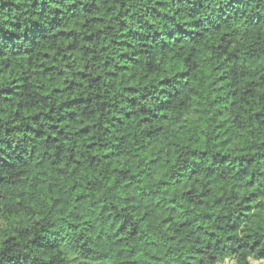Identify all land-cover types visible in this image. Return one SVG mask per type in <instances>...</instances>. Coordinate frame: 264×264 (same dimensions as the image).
<instances>
[{
	"label": "clouds",
	"instance_id": "obj_1",
	"mask_svg": "<svg viewBox=\"0 0 264 264\" xmlns=\"http://www.w3.org/2000/svg\"><path fill=\"white\" fill-rule=\"evenodd\" d=\"M34 3L43 5L44 0H0V6L7 4L11 9L3 8L0 11V24L8 27L19 17L21 20H27L28 25L26 27H30L33 21H36L43 24L44 28L48 30L47 43L56 44L59 47L71 43V41L58 38L56 29L50 25L53 23V17L57 16L56 10L58 8L68 12L73 4L78 3V0H63L62 3L48 0L49 7L44 10L43 18L40 17L39 13L33 15ZM97 3L100 5V11L96 15L104 18L105 26L103 33L105 40L101 46L106 48V52L102 54L97 48V58L107 57L113 53V41L126 39L131 48H115L114 55H118L122 50L128 51L130 55L134 53L140 62L146 61L149 66L156 65L155 71L157 73L151 80H149L150 73H145L135 88L126 90V83L130 80H136L137 72L133 64L129 66V71L126 73L121 71L119 88L116 87L117 82L115 80L109 82L108 78L104 77L105 82L102 87L94 91L86 92L84 89L77 91L76 94L83 96L92 93L104 104L103 112L105 115L102 116L101 111H96L88 123L95 125L98 122L103 123L104 127L109 129L108 136L115 132V128L107 121L112 120V116L116 113H119L123 118L128 109L126 107L124 111L119 109L129 104L131 98H138L144 105V109L148 110V115L155 112V106L162 103L163 97H161L159 90L163 86L159 83L161 77L158 74L167 54L165 52L162 56L159 48L165 43L170 45V41L166 38L169 32L176 28L177 24L182 25V28L191 30L194 22L198 21L199 30L201 32L207 30L213 36L223 30L230 34L225 36L224 47L226 51L224 55L227 56L229 51H234L235 57H239L241 60L247 59L246 54H251L249 37L255 40V34L258 33L261 41L264 42V0H117V3H123L126 9L130 10L129 15L135 13V17L132 19L127 16L123 17L126 21L124 31L129 34H138L132 39L122 35L119 29V20L112 23L113 18L117 16V6L113 4L112 10L109 12L107 3H101L100 0H97ZM83 4H92V0H83ZM83 4H78V7H82ZM154 10L156 15L153 14ZM119 11L122 12L124 9ZM84 18L88 19L87 16ZM109 24H111V29L108 27ZM157 32L160 33V36L155 35ZM192 35L196 36V33L193 32ZM174 36L179 38L175 33ZM53 37L55 41H53ZM153 40L155 43H148ZM233 43H235V49H233ZM5 64H10L13 68L20 67L22 59L18 61L8 52L0 54V69H4L3 72H0V139L10 140L13 145L23 141L25 144L36 148L32 160L33 164L40 163L42 159L45 160L46 164H50L55 159V155L45 156L49 152V148L45 147V144L47 143L49 147L53 144L52 141L47 140V137L56 135L50 131L51 125L54 123L51 117H57L59 109L50 101L41 103L40 97L35 94V89L31 90V96H17L15 93L20 90L16 89L9 79L11 77V79L16 80L17 73L4 68ZM89 64H95L91 55L85 57L79 66L74 67L71 72H66V78L71 80L76 72L83 73L85 65ZM114 69L120 70V66L116 62H113ZM97 74L104 75L103 72H97ZM172 75L175 76V70ZM177 81H180V84L183 83L181 77L176 76L175 80L170 82V90L180 87ZM17 83L20 81L17 80ZM81 83L84 82L81 81ZM5 88L13 89V93L8 95L4 91ZM259 91L264 92V87H261ZM6 95H8L7 100H5ZM190 95L191 93L185 86L182 95L184 103L179 110L172 111L169 115L166 108L157 116V119L160 116L165 118L164 123H168L170 130L165 149L168 152L167 162L165 167L159 171L156 170V165L161 161L157 160L155 155L141 154L137 151L135 158L131 159L128 165H124V167H132L131 173L124 175L114 172L112 157L105 159L107 154L111 152L109 145L101 148L100 144L97 143V136L84 137L79 134V130L84 127V124L75 122L66 127L58 137L60 151L64 153L62 160L64 161L63 176L65 181L62 183L57 180L56 184L58 189H63L64 193L71 188L72 183H75L77 187L82 184H89L91 195H84L77 201L70 195L64 194V202L57 203L53 207V202L60 197L56 193L49 197L43 193H35L32 187H27L25 191L31 195L21 196L9 194L8 191L0 187V253L4 254L0 256V262L2 264H16L15 260L9 261L5 257H15L18 249H22L26 253L29 252L30 249H33L30 241L35 239V233L40 232L41 229H47L41 234L47 236L49 250L45 251L41 248L33 250L31 253L33 256L40 257L43 264H216V261L219 260V253L215 249L224 247L225 250H228L235 247L228 237L243 235L239 229L224 232L223 228L227 221L221 225L219 231H217L215 224H209L208 229L216 232L215 237L209 238L203 229L197 232L195 229L198 225L194 224L191 235L184 233L183 236L174 238L179 223H161L165 213L158 210L153 211L160 201L157 199L149 206L141 204L137 199L146 187L151 186L155 189L158 183H163L165 186L168 185L169 181L176 179L175 176L162 175L163 171L171 169V172L183 175L185 172L196 168L201 160L210 161V149L213 156L215 155L217 151L215 144L218 138L212 130L215 125L209 127V124L214 120L223 129L224 121L228 119V115L218 116L216 114L217 111L223 112V107L219 102L209 107L211 100L215 98L214 96H209L205 101L201 93H196L201 101L196 106L203 112L202 119L192 124H189L187 117L181 121L185 111L190 110L187 109V106L193 103L189 99ZM124 97H128V99L125 100ZM37 115L39 118L34 123L32 117ZM45 117L47 123L41 127L40 121L44 120ZM232 118L235 119L236 117L233 116ZM139 120L138 117L135 121L129 120V122H133L134 126V123L139 122ZM182 122L188 126L191 140H195V143H192L191 140L177 139L171 132L173 125H179ZM25 125H31V128L41 132L42 137L37 139L35 134L29 137L25 131ZM7 129L12 131L6 135ZM18 129L21 131H17ZM197 136L199 139H196ZM72 140L76 141V145L71 152L66 151L63 146L71 144ZM261 143L264 144V138H262ZM88 144H93V148L89 149ZM237 144L239 145V142ZM252 146L248 144L247 148L250 149ZM0 149L4 150L0 151V163H2L8 158L7 154L11 152V149L5 144H0ZM229 151L234 155L242 154L240 146L233 150L232 144L229 145ZM258 151L264 153V146L259 147ZM194 152L195 155H193ZM202 153H207V155H202ZM93 156L96 157V163L89 167ZM123 159L129 158L123 157ZM193 161L196 163L194 164ZM229 163L234 166L235 163L239 162L230 161ZM261 165H264V160H260L253 166L251 174L240 181L239 186H236V182L230 179L232 175V171H230L229 181L225 186L226 195L238 194L231 205L233 208L239 206V210H242L241 200L245 197L254 204L261 205L257 210L259 218H254L248 224L249 235L255 232L264 234V167ZM60 167V161H57L49 171L50 173L55 172ZM202 169L197 177L198 182L208 184V181L214 180L217 175L216 168L205 165ZM24 170V167L17 169L19 173ZM44 170L43 167L35 168L31 171V176L39 175ZM208 172H211V175H208L207 180H205V175ZM69 180L71 183H68ZM29 184H32L31 180H29ZM186 187L185 183L177 191ZM228 189H231V192ZM163 192L165 197L167 192L164 190ZM197 195L199 196V194ZM209 203L212 201L210 200ZM143 210H147L149 215L141 219ZM216 210L217 207L211 208L212 212H216ZM202 211L207 212L209 209L205 208ZM121 222L124 223V227L129 233L135 230L137 235L127 241L121 239L120 231L117 229V224ZM258 223L260 224L259 228L257 227ZM58 227H62L63 232H58ZM23 228H28L31 231L26 235H21ZM184 236L187 239H184ZM217 239L220 240L219 245H216ZM255 240L256 237L252 235L249 244L251 245ZM25 245L28 247H24ZM259 247L264 248V244ZM197 249L200 251L197 252ZM258 250L259 248L256 251ZM256 251L249 254L246 249H239L234 255L243 257V259L238 260V264H252V256L256 254ZM85 252L86 255L81 254ZM225 259L227 260V257ZM261 260L264 261V257H261ZM228 264H237V261L232 260Z\"/></svg>",
	"mask_w": 264,
	"mask_h": 264
},
{
	"label": "trees",
	"instance_id": "obj_2",
	"mask_svg": "<svg viewBox=\"0 0 264 264\" xmlns=\"http://www.w3.org/2000/svg\"><path fill=\"white\" fill-rule=\"evenodd\" d=\"M54 2L62 3L63 0H54ZM100 2L107 3L109 12L112 10L113 4L117 6V16L113 18L112 23L119 20V29L123 36L132 39L138 35L124 31L126 21L123 17L127 16L132 19L135 17V13L129 15L130 10L126 9L123 3H117V0H100ZM78 4H83V0H78L77 4H73L68 12L58 8L56 10L57 16L53 17V23L50 25V27L56 29L58 38L71 41V43L65 44L64 47L47 43L48 30L44 28L43 24L36 21H33L30 27H26L28 25L27 20H21L19 17L17 21H13L8 27L0 24V54L8 52L18 61L22 59L20 67L13 68L10 64L4 66L10 72L17 73L16 80L9 77L10 83L20 90L15 94L17 96H31V90L35 89V94L40 97L41 103L50 101L52 105L59 109L57 117H51L54 123H52L50 131L56 133V135L47 137V140L52 141L53 144L51 147L47 143L45 144V147L49 148V152L45 156L55 155V159L50 164H46L43 159L40 163H32L33 156L36 153L35 147L27 145L23 141L13 145L10 140L0 139V144H5L11 149V152L7 154L8 158L0 163V187L8 191L9 194H19L21 196L31 195L25 191L27 187H32L35 193H43L49 197L56 193L60 197L53 202V207L57 203L64 202V194L70 195L77 201L84 195H91L89 184H82L77 187L75 183H72L71 188L66 193L63 192L62 188L58 189L56 184L57 180L62 183L65 181L63 176L64 161L62 160L64 153L60 151L58 137L66 127L75 122L84 124V127L80 128L79 134L84 137L97 136V143L100 144L101 148L105 145L110 146L111 152L107 154L105 159L112 157L114 172L124 175L131 173L132 167H124V165H128L129 161L135 158L137 151L141 154L155 155L157 160L161 161L156 165V170L163 169L167 162L168 152L165 149L170 130L168 123H164L165 118L160 116L157 119V116L166 108L169 115L172 111L179 110L184 103L182 95L186 86L188 92L191 93L189 99L193 103L187 106V109L190 110L185 111L181 121L187 117L189 124H192L202 119L203 112L196 106L201 101L196 93H201L205 101L209 96H214L215 98L211 100L209 107L219 102L223 107V112L217 111L216 114L218 116L228 115V119L224 121L223 129L214 120L209 124V127L215 125L212 130L218 138L215 144L217 151L213 156L210 149V161L201 160L196 168L185 172L183 175H177L171 172V169L163 171L162 175L175 176L176 179L169 181L168 185L165 186L163 183H158L155 189L151 186L146 187L137 199L141 204L149 206L157 199L160 201L153 211L158 210L165 213L161 223H179L174 238H179L184 233L191 235L194 224L198 225L195 229L197 232L203 229L209 238L216 236V232L208 229L209 224H215L217 231H219L221 225H224L227 221L223 228L224 232L239 229L243 235L228 237L235 247L228 250H225L224 247L215 249L219 253V260L216 261V264L232 260L237 261L238 264V260L243 259V257H237L234 253H237L239 249H246L251 254L258 248L259 250L252 256V261L261 262V257H264V248L259 246L264 244V234L260 232L252 233L256 240L250 245L249 241L252 240V235H249L250 228L248 227V224L254 218H259L257 210L261 205H256L245 197L241 200L243 208L239 210V206L236 208L231 206L238 194H225V186L229 181L230 171H232L230 179L236 182V186H239L240 181L251 174L253 166L259 163L260 160H264V153L258 151L259 147L264 146L261 143L262 138H264V92L259 91L261 87H264V66H262L264 65V42L261 41L259 34H255V40L249 37V51L251 54H246L247 59L241 60V58L235 57L234 51H229L227 56L224 55L226 51L224 47L225 36L230 34L225 33L223 30L213 36L207 30L201 32L198 28V21L194 22L191 30L182 28V25L177 24L176 28L169 32L166 38L170 41V45L165 43L159 48L162 56L165 52L167 54L158 74L161 77L159 83L163 86L159 90L161 97H163L162 103L155 106L156 111L148 115V110L144 109V105L140 100L134 97L131 98L129 104L119 109L120 111H124L125 107L128 109L123 118L119 113H116L112 116V120L107 121L115 128V132L108 136L109 129L105 128L103 123L98 122L96 125L88 123L96 111H101L102 116L105 115L103 112L104 104L92 93L83 96L76 94L77 91L83 89L86 92L94 91L102 87L105 82L104 77H107L109 82L115 80L117 82L116 87L119 88L121 71L126 73L129 71V66L134 64L133 67H136L137 72L136 80H130L125 85L126 90L133 89L145 73H150L149 80L157 75L156 65L149 66L146 61L140 62L134 53L130 55L128 51L122 50L118 55H114L115 48H131L126 39L113 41V53H110L107 57L101 56L98 59L97 48H99L101 54L106 52V48L101 46L105 40L103 34L105 31L104 18L96 15L100 11V5L97 0H92V4H83L82 7H78ZM47 7H49L48 0H44L43 5L34 3L33 15L39 13L40 17L43 18L45 15L44 10ZM3 8L11 10L7 4L0 6V11ZM120 9H124V11L121 12ZM153 14L156 15L155 10ZM85 16L88 19H85ZM137 22L139 23V21ZM108 27L111 29V24ZM193 32L196 33V36L192 35ZM174 33L179 38H175ZM155 35L160 36V33L157 32ZM52 39L55 41L54 37ZM148 43L153 44L155 41H149ZM233 49H235V43H233ZM89 55H91L95 64L85 65L83 73L76 72L71 80L67 79L65 73L71 72L74 67L79 66L80 62ZM113 62L119 64L120 70H113ZM60 65H63V67H60ZM174 70L175 76L172 75ZM3 71L4 69H0V72ZM97 72H103L104 75H99ZM176 76L181 77L183 83L180 84V81H177L180 87L170 90V82L175 80ZM17 80L20 83H17ZM34 81L36 83H33ZM81 81L84 83L82 84ZM4 91L8 95L13 93L11 88H5ZM8 95L5 96V100L8 99ZM124 99L127 100L128 97H124ZM141 99H144V97H141ZM233 116L236 118L233 119ZM138 117L140 118L139 122H135L133 126V122H129V120L135 121ZM38 118L39 115L32 117L34 123ZM40 123L43 127L47 123V118L45 117ZM25 127L29 137H32L33 134L37 139L42 137L43 134L31 128V125H25ZM58 129L59 131H57ZM11 131V129H7L6 135ZM17 131L21 130L18 129ZM171 132L177 139L191 140L188 126L183 122L179 125H173ZM201 135H203V132H201ZM196 139H199V136ZM191 142L195 143V140H191ZM237 142H239V145ZM231 144L233 150L240 146L242 154L234 155L229 151V145ZM248 144L253 146L248 149ZM75 145L76 141L72 140L71 144L63 147L66 151L71 152ZM87 147L92 149L93 144H88ZM0 151L4 150L0 149ZM193 155H195V152ZM202 155H207V153H202ZM123 157L129 159H123ZM69 159H71V156H69ZM57 161H60L61 167L50 173L49 169ZM230 161H238L239 163H235L233 166L229 163ZM93 163H96L95 156L92 157L89 167ZM193 163L195 164L196 161H193ZM205 165L217 169L216 177L214 180L208 181V184L197 180L198 175L203 170L202 167ZM261 166L264 167V165ZM18 167H24L25 170L19 173L17 171ZM39 167H43L45 170L39 175L31 176V171ZM208 175H211V172L205 175V180H207ZM29 180L32 181L31 185ZM68 183H71V181L69 180ZM185 183L187 187L177 191ZM163 190L167 192L165 197ZM228 191L231 192V189H228ZM210 200L212 203H209ZM212 207H217L216 212L211 211ZM205 208H208L209 211H202ZM148 215V211L143 210L141 219ZM257 227H260L259 223ZM117 229L120 231V238L125 241L137 235L135 230L129 233L122 222L117 224ZM30 231L28 228H23L21 229V235H26ZM45 231L47 229H41L40 232L35 233V239L30 241L33 249H30L29 252L26 253L22 249H18L15 257H5V259L15 260L16 264H43L40 257L33 256L31 253L33 250L41 248L45 251L49 250V240L47 236L41 234ZM57 231L63 232V228L58 227ZM184 239H187V237L184 236ZM219 244L220 240L217 239L216 245ZM24 247L28 246L25 245ZM199 251L200 249H197V252ZM81 254L86 255L87 253ZM3 255V253H0V256Z\"/></svg>",
	"mask_w": 264,
	"mask_h": 264
},
{
	"label": "rangeland",
	"instance_id": "obj_3",
	"mask_svg": "<svg viewBox=\"0 0 264 264\" xmlns=\"http://www.w3.org/2000/svg\"><path fill=\"white\" fill-rule=\"evenodd\" d=\"M229 261H225L221 264H228ZM252 264H264V261H261V262H256V261H252Z\"/></svg>",
	"mask_w": 264,
	"mask_h": 264
}]
</instances>
